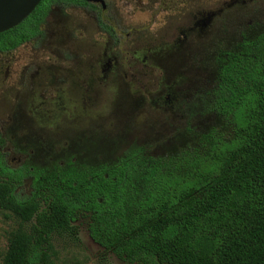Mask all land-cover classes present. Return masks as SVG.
Segmentation results:
<instances>
[{"label": "trees", "instance_id": "1", "mask_svg": "<svg viewBox=\"0 0 264 264\" xmlns=\"http://www.w3.org/2000/svg\"><path fill=\"white\" fill-rule=\"evenodd\" d=\"M51 5L95 9L42 0L0 51L40 40ZM198 70L188 119L141 142L97 128L83 143H30L17 169L0 148V210L18 222L1 264H52V236L78 221L124 264H264V20L212 39Z\"/></svg>", "mask_w": 264, "mask_h": 264}, {"label": "rangeland", "instance_id": "2", "mask_svg": "<svg viewBox=\"0 0 264 264\" xmlns=\"http://www.w3.org/2000/svg\"><path fill=\"white\" fill-rule=\"evenodd\" d=\"M104 1L107 4L106 11L76 5H54L48 19L43 23L44 33L40 40L30 41L11 53L0 55V86L3 88L0 92V123L9 115L11 101L17 93L29 92V98L25 95L14 101L16 108L23 104V108L37 113L39 118H35L34 125H46V129L53 127L54 122L51 119L44 122L43 115L48 111H52L51 114L55 112L56 108L51 107V104L52 98L57 97L56 93L45 94L36 90V93L32 94L27 84H41L44 81L56 86L61 79L67 81L68 87H63L65 91L59 95L62 98L60 107L73 113L76 119L72 118L73 123L65 114L60 118L61 125L56 122L54 130L61 135L52 134L49 137L55 147H61L68 139L71 143H83L81 135L87 136L98 127H104V136L124 131L128 132L130 141L141 142L151 129L166 131L173 123L188 119V107L195 103L200 79L198 64L212 39L224 32L233 31L235 27H244L253 21L264 20V0L247 2V8L236 14L225 10L210 18L209 13L222 7L224 3L229 4L231 0H190V21L199 17L196 14V7L199 6L201 14L206 18V27L200 36L182 38L188 46L184 56L188 68L183 69L186 72V80L163 86L164 94H169L168 104L166 99L156 100V96H152L156 86L152 78L168 76L166 68L172 62L182 65L181 50L176 55L166 52L164 56H168L163 62L158 60V70L153 72L144 67L151 66L150 62H153V56H149L145 51L161 43L168 45L165 51L169 50V46H175L173 40L176 35H165L163 32L171 20L175 21V14L171 11H161L160 6L152 4L151 0ZM170 1L175 8L180 4V0ZM105 26L109 27L108 34L104 32ZM152 52L156 57L161 53L157 49H152ZM13 58L18 60V76L23 82L18 88L4 83L3 62L8 59L13 61ZM105 65H109V68H105L101 73L98 68ZM178 71L180 72L177 76L181 75L182 69ZM97 77L102 80L98 82ZM81 81L87 82L86 84L93 82L87 85L92 92L89 90L84 96L85 100L82 90L79 89V85L84 84ZM134 82L137 83L134 85ZM35 89L40 88L36 86ZM81 112L89 117L78 116L82 115ZM89 119L93 120V126L86 129ZM32 131L34 132H30ZM28 148L16 147L9 150L3 146L2 151L8 165L17 169L25 164ZM32 192V181L25 178L16 185L14 195L18 200L24 201L31 197ZM74 225L78 227L75 235L61 233L52 236V264H124L115 256L105 253L90 239L83 221ZM17 227L18 222L13 216L0 210V264L6 250L8 234Z\"/></svg>", "mask_w": 264, "mask_h": 264}, {"label": "flooded vegetation", "instance_id": "3", "mask_svg": "<svg viewBox=\"0 0 264 264\" xmlns=\"http://www.w3.org/2000/svg\"><path fill=\"white\" fill-rule=\"evenodd\" d=\"M165 1V2H164ZM190 0H180V4L177 6V8L173 7V5L171 4L170 0H151L152 4L154 5H159L161 11H171L175 14V21H170V23H168L165 28L163 29V32L165 35L169 34V35H176V39L173 40V42L175 43V46H169V50L165 51V48L168 47V45H165L164 43H161L159 46L152 48L154 51L157 49V51H160V55L158 57H156V54L153 55L152 53V49L148 48L146 49V53H149V56H153V62H150L151 66L145 65L144 67L149 68L150 71H157L158 70V60L160 59L161 61L164 60L165 57L168 56V54L166 56H164V54H166V52H171L173 55L180 53L179 51L181 50V56H183V64L182 65H175L174 62H172L170 65L167 66V74L168 76H159L158 78H152V80H154L155 82V89L153 91V95L152 96H156V100H163L166 99V103H170L169 102V94H164L163 90V86L168 85V83L171 84H175L178 82H181L184 80H186L185 74L186 72L183 69L188 68V64H186L185 58L184 56H186V51H187V47L185 40L182 38H186L188 36H200L201 34L204 33L205 31V22L204 19H206L204 17L203 14H201V10H199V6L196 7L198 9V11L196 12V14H198V18H194L195 20L190 21ZM199 1V0H198ZM252 0H231L229 4H223L222 7L218 8L217 10H215L214 12H211L208 14V18L213 17L215 14H221L223 11L228 10L231 13H238L239 11L246 9L247 8V2H251ZM104 2V7H102L101 4H93V3H87L88 5H92L95 7V9H100L102 11H106L107 10V4ZM54 5L49 6V10L48 13L46 15L45 21L48 19L49 17V13L52 10V7ZM156 6V7H157ZM83 7V6H82ZM89 8V7H87ZM92 9V8H91ZM157 9V8H156ZM106 27V26H105ZM41 30L44 33L43 30V25L41 27ZM109 31V27H106V30H104V32L106 34H108ZM167 37V36H165ZM33 41V40H30ZM28 41V42H30ZM25 42L22 45L28 43ZM34 42V41H33ZM20 45V46H22ZM20 46L9 50V51H0V55L1 54H8L11 53L12 51H15L17 48H19ZM185 53V55H184ZM171 55V54H169ZM152 60V58H151ZM163 62V61H162ZM174 63V65H173ZM163 64V63H162ZM4 68H5V78H4V83H6V85L10 86V87H15L18 88V86L20 87L21 85H23L22 82V78L19 77V71L20 68L18 66V60L16 61V59L13 58V61H11V59L6 60L5 62H3ZM162 66V65H160ZM165 66V65H163ZM182 69L181 75L177 76V73L180 72L178 71L179 69ZM105 68L108 69L109 65H105L102 66L101 68L99 67L98 70L101 71V73H103L105 71ZM165 69V67H163ZM173 68V70H172ZM175 72H172L174 71ZM175 74V75H174ZM58 81L56 83V86L53 84H49V83H45L44 81L41 82V84H37L35 82L30 83L28 82L27 87L28 90L32 91V94L36 93V90H41L43 91L45 94L47 92H52V93H56L57 97L52 98L53 102L51 104V107L56 108L53 114H51L52 111H46L47 113H44L43 116H45L44 118V122L45 120H52L53 123V127L46 129V125L44 126H36L34 125L35 122V118H39V115L37 113H32L31 111H29L28 109L23 108V104L19 105L18 108H16L14 101H18L19 98L24 97L25 95L30 96L31 93H17L16 97L13 98V100L11 101V105L12 108L10 110L9 115L6 117V120L2 123H0V135L3 138V144H0V148H2L3 146H6L7 149H13V148H26L30 146V143H41V142H50L54 145V142H52L51 138H49L52 134L54 136L56 135H61V133L59 132H55V128L54 126H57L58 123L59 125H61L62 120H60L61 117H64V115L66 114L68 117H70V120L73 122L72 118H75V115L73 113H69L67 112L64 108L61 109V105H62V98L59 97L60 94L64 93L65 89L63 90V87H68L67 81L61 80ZM96 80L98 82H100L102 80L101 77H97ZM84 84L83 85H79V89L82 90V96H83V100H85L86 94H88L89 92V87L87 86L89 83L93 84V82H89L88 84H86L87 82L85 81H81ZM137 82H134L132 84H136ZM1 84V82H0ZM122 84L124 85V82H122ZM38 86V88L40 89H35V87ZM3 90L2 86H0V92ZM92 90V89H91ZM90 90V91H91ZM85 91V92H84ZM92 92V91H91ZM127 93V92H126ZM128 94V93H127ZM130 95V94H128ZM166 95V96H165ZM29 98V97H28ZM82 115H78V116H82V117H89L88 115H84L83 112H81ZM76 119V118H75ZM57 122V125H56ZM78 121H75V123H77ZM93 120L89 119V122L87 123L86 129L90 128L91 126H93ZM74 123V122H73ZM32 125V126H31ZM35 126V127H34ZM90 126V127H89ZM33 128V129H31ZM100 128V127H98ZM104 128V127H103ZM31 130H34V132H30ZM54 130V132H53ZM88 132V130H87ZM33 133V134H32ZM37 133H41V135L37 134ZM93 133V132H92ZM92 133H89V135H92ZM36 135L32 136V135ZM34 137V138H33ZM81 138H83V136L81 135ZM69 139L65 140L62 144V146H67V143H69ZM55 146V145H54ZM56 148H58V145L56 146ZM4 153V152H3ZM8 155L10 154V151H8L7 153ZM6 163L8 164V162L6 161Z\"/></svg>", "mask_w": 264, "mask_h": 264}, {"label": "water", "instance_id": "4", "mask_svg": "<svg viewBox=\"0 0 264 264\" xmlns=\"http://www.w3.org/2000/svg\"><path fill=\"white\" fill-rule=\"evenodd\" d=\"M42 0H0V34L19 26L37 8ZM101 4L103 0H78Z\"/></svg>", "mask_w": 264, "mask_h": 264}]
</instances>
